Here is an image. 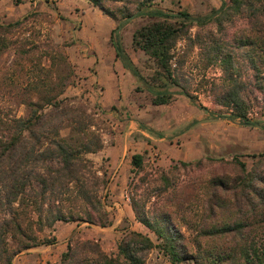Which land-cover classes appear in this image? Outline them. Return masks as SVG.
Wrapping results in <instances>:
<instances>
[{"label":"rangeland","instance_id":"1","mask_svg":"<svg viewBox=\"0 0 264 264\" xmlns=\"http://www.w3.org/2000/svg\"><path fill=\"white\" fill-rule=\"evenodd\" d=\"M140 1L146 4L144 10L151 7L186 11L192 16L205 15L221 3V0H100L110 16L87 0H0V116L23 115V99L35 96L31 87L46 79L49 73L53 81L60 74L66 77V84L59 97L90 115V129L102 141L98 150L86 155L92 159L99 176L104 172V185L99 194L108 223L59 220L51 227H44L39 235L57 237V240L30 251L27 257L37 260L38 264H55L63 245L65 249L67 245H77L78 250L86 240L99 245L104 253L114 255L118 242L129 230L147 234L156 245L155 235L135 219L132 201L141 205L149 216L166 214L183 234L186 248L192 251L195 248L190 240L195 233L193 225L204 219L207 210L209 179L223 178L227 180V187L233 185L241 172L235 159L244 162L246 169H254L264 176V128L214 114H226L228 110L215 102V96L226 75L222 58L229 53L228 71L241 84L240 94L248 105L247 115L264 120V36L256 46L244 44L246 38L254 36L246 8L228 19L222 18L219 24L216 21L202 25L189 23L188 31L175 40L170 50L171 72L179 86H169L172 94L166 103L153 104L151 94L142 88L141 81L125 69L118 75L121 98L129 104L116 100L102 106V102L108 103L112 97L111 81L105 73L116 66L113 64L115 50L108 38L117 25L114 37H118L144 78L152 81L150 77L157 69L155 61L131 41L135 28L163 19L136 11ZM126 10L130 14L121 18ZM15 20L19 22L8 27L7 23ZM57 54H62L64 61ZM250 55L255 57L254 62L249 59ZM208 58L212 59L208 61ZM117 60V67H123ZM181 88L210 112L194 105L180 92ZM127 123L163 140L153 144L148 152L136 141L144 140L143 135L133 129L125 154L108 166L110 153L124 143L119 135L130 128ZM60 131L65 134L68 128ZM135 151L142 153L140 167L130 162V155ZM161 152L166 154V164H160ZM221 194L229 200L233 197L231 188ZM76 206L77 202H73L68 207ZM219 213L216 211L208 222L219 219ZM259 236L264 240L263 231ZM222 242L201 238V247L217 249L227 245ZM85 250L77 251V264H101ZM39 254L51 257L57 254L56 262L42 260ZM141 264L171 263L153 246L144 252Z\"/></svg>","mask_w":264,"mask_h":264},{"label":"trees","instance_id":"2","mask_svg":"<svg viewBox=\"0 0 264 264\" xmlns=\"http://www.w3.org/2000/svg\"><path fill=\"white\" fill-rule=\"evenodd\" d=\"M87 1L111 16L100 0ZM143 5H146L144 1L138 2L136 11L163 17L140 25L131 36L133 46L142 49L156 63L157 69L150 77L152 81L144 78L118 37H114L115 28L108 39L123 67L151 94L153 104L166 103L172 94L169 86H179L171 72L170 50L175 40L188 31L189 23L202 25L216 21L219 24L222 18L228 19L246 8L254 36L246 38L244 44L256 46L264 36V0H221L217 9L197 16L160 8L144 10ZM129 14L126 10L121 18ZM18 22L15 20L7 25ZM57 56L64 61L62 54ZM249 59L254 62L255 57L250 55ZM222 60L226 75L215 102L228 110L226 114H214L264 128V120L247 115L248 105L241 97V84L228 71L231 55L226 53ZM50 75L31 87L35 96L23 99V115L0 116V264H12L13 256L23 249L52 243L54 237L42 236L39 232L55 221L108 223L99 194L104 185V172L99 176L92 159L86 155L102 146L101 137L90 129V115L84 109L59 97L66 77L58 74L53 81ZM136 88L140 89L138 85ZM180 92L198 108L210 112L184 88ZM64 127L68 131L62 134L60 130ZM235 160L241 172L234 178L233 185L227 187V180L223 178L214 177L208 181L206 214L201 222L193 225L195 233L190 238L194 250L186 248L183 234L166 214L149 216L141 205L132 201L135 219L155 235L156 245L147 234L129 230L118 242L114 255L104 253L99 245L86 240L78 250L77 245H67L55 264H77L79 249L95 255V260L101 264H141L144 252L153 246H157L171 264H264V240L259 236L260 231L264 232V176ZM130 162L140 167L142 153H132ZM227 188L232 189L231 200L221 194ZM73 202L78 206L68 207ZM216 211L220 212L217 216L220 218L208 222ZM201 238L219 239L227 245L217 249L201 247Z\"/></svg>","mask_w":264,"mask_h":264},{"label":"crops","instance_id":"3","mask_svg":"<svg viewBox=\"0 0 264 264\" xmlns=\"http://www.w3.org/2000/svg\"><path fill=\"white\" fill-rule=\"evenodd\" d=\"M113 64L116 66L115 67L111 66L110 70H107V72L105 73V75H107L106 77H108L109 80L111 81V87L113 89L112 90V97L108 103L102 102V106L111 105L116 100L122 101L125 104H129V103H127L126 100H124V98H121V85H120L121 84V78H119V75H118V72L123 73V70H125V68L120 67V65L117 67L118 60H117L116 56H115ZM102 92H103V86H102ZM132 104H133V102H132ZM127 126L130 128L127 130H124V132L120 133V135H119V138H121V140H123L124 143L120 146V148L114 149V151L112 153H110V157L108 158V162H107L108 166H112L113 164H115L114 162L118 159V156H122L125 154L126 143L130 142L129 137H130L133 129L139 131V133L143 135L144 140L140 138V139H136V141L138 143H140L142 146H144L145 148H147L148 152L151 150L150 147H154L153 144L161 143V140H163V137H161V136L156 137V136H153V135L149 134L148 132H146L140 128L132 127L131 123H127ZM135 152H138V151H135ZM165 156H166V154L164 152L163 153L161 152L160 164H166L168 162V160ZM55 240H57V237H56V239L54 237V241L52 243L39 244V245L31 246L29 248H26V249L19 251L18 253L15 254V256H13L14 258H12V264H38L37 260H32L31 258H28L27 255H29L30 251H37L38 246L52 245L55 242ZM64 247L65 246L63 245V247H61V249L59 250L58 258H59V255L61 254V252L64 251V249H65ZM38 256H40L42 258V260L52 261L51 263L56 262V259H57V254L56 255L54 254L52 257L50 255H41V254H39Z\"/></svg>","mask_w":264,"mask_h":264},{"label":"water","instance_id":"4","mask_svg":"<svg viewBox=\"0 0 264 264\" xmlns=\"http://www.w3.org/2000/svg\"><path fill=\"white\" fill-rule=\"evenodd\" d=\"M118 28H119V25H117V28H116V30H115V31H117V30H118Z\"/></svg>","mask_w":264,"mask_h":264},{"label":"built area","instance_id":"5","mask_svg":"<svg viewBox=\"0 0 264 264\" xmlns=\"http://www.w3.org/2000/svg\"><path fill=\"white\" fill-rule=\"evenodd\" d=\"M126 198L128 199V196L126 195Z\"/></svg>","mask_w":264,"mask_h":264}]
</instances>
